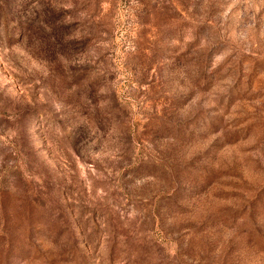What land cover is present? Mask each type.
Here are the masks:
<instances>
[{"label": "rangeland", "instance_id": "374dc122", "mask_svg": "<svg viewBox=\"0 0 264 264\" xmlns=\"http://www.w3.org/2000/svg\"><path fill=\"white\" fill-rule=\"evenodd\" d=\"M0 264H264V0H0Z\"/></svg>", "mask_w": 264, "mask_h": 264}]
</instances>
